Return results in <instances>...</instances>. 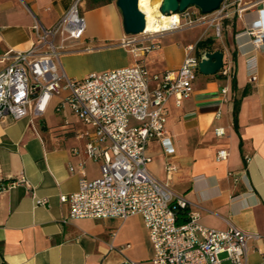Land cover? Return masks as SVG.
Wrapping results in <instances>:
<instances>
[{
	"label": "crops",
	"instance_id": "crops-1",
	"mask_svg": "<svg viewBox=\"0 0 264 264\" xmlns=\"http://www.w3.org/2000/svg\"><path fill=\"white\" fill-rule=\"evenodd\" d=\"M115 1L79 3L84 35L66 42L59 54L60 68L68 77L80 78L139 60L152 75L177 69L187 46L210 37L211 45L204 49L221 50L231 74L197 71L193 90L181 104L169 98L165 133L166 146L173 151L167 153L160 140L150 141L148 171L199 211L201 225L214 229L232 225L260 235L249 241L247 254V264H257L264 255V42L254 47L245 30L256 19L264 26V0H228L234 3L221 20L220 36L207 23L166 30L157 37L159 47L145 55L139 52L140 56L121 43L127 34ZM73 2L0 0V71L16 53L29 49L36 38L35 21L51 27ZM147 42L150 38L144 37L139 45ZM251 61L256 64L253 81L248 77ZM154 85L150 81L151 88ZM59 99L54 96L40 116L0 122V264H120L125 259L152 264L153 245L140 215L64 221L69 205L60 195L77 190L79 165L83 163L90 179L101 171L100 163L84 151L90 128L71 113L78 122L69 114L59 120L54 116ZM221 149L228 153L225 159L217 158ZM166 161L178 167L170 178L164 170ZM16 180L14 187H5ZM33 192L47 196L48 203L37 205Z\"/></svg>",
	"mask_w": 264,
	"mask_h": 264
},
{
	"label": "built area",
	"instance_id": "built-area-1",
	"mask_svg": "<svg viewBox=\"0 0 264 264\" xmlns=\"http://www.w3.org/2000/svg\"><path fill=\"white\" fill-rule=\"evenodd\" d=\"M81 1L74 0L51 27L46 28L35 21L36 38L29 49L16 53L0 71V122L28 114L40 116L51 99L59 96L55 111L68 109L90 128L85 132L84 151L88 158L100 163L101 175L87 178L83 163L79 165L77 190L60 195L61 201L69 205L64 221L83 217L126 219L140 215L153 245L152 264H224L225 261L227 264H247L249 241L260 239V235L232 225L227 229L201 225L199 211L189 208L182 195L148 171L151 157L146 147L150 141L160 140L167 153L173 151L171 146H166L168 100L173 96L179 105L192 92V77L199 71L201 57L196 53V45L187 46L183 62L174 70L149 75L144 64L136 61L113 69L92 71L80 78L68 77L60 68L59 54L67 48V41L78 40L84 35L86 23L79 7ZM233 3L223 0L209 13L189 6L182 12H175L179 19L160 32L182 25L207 23L220 36L221 20L229 15ZM260 23L256 19L245 30L252 36L254 47L264 42V26ZM141 34L147 38L155 33L144 29ZM121 43L138 56L137 48L132 46L134 42L128 36ZM141 47L150 51L159 47V43ZM218 72L230 76L228 63L223 60ZM248 77L251 81L256 79L254 61L248 63ZM150 81L155 82L152 88ZM226 92L223 88L222 93ZM64 123L68 124V121ZM227 155L225 149L217 152L218 159H225ZM68 168L74 171L72 165ZM164 170L170 178L178 167L174 162L166 161ZM18 182L11 181L5 187H14ZM33 195L37 205L48 203L47 196H37L34 192ZM120 264L137 263L125 259ZM257 264H264V255Z\"/></svg>",
	"mask_w": 264,
	"mask_h": 264
},
{
	"label": "water",
	"instance_id": "water-1",
	"mask_svg": "<svg viewBox=\"0 0 264 264\" xmlns=\"http://www.w3.org/2000/svg\"><path fill=\"white\" fill-rule=\"evenodd\" d=\"M223 0H161L159 10L163 14L182 12L189 6H196L202 13L217 9ZM122 16V26L127 35L140 34L145 29V17L138 7V0H116ZM199 72L205 75L216 74L223 65V52L202 49L199 52Z\"/></svg>",
	"mask_w": 264,
	"mask_h": 264
},
{
	"label": "bare ground",
	"instance_id": "bare-ground-1",
	"mask_svg": "<svg viewBox=\"0 0 264 264\" xmlns=\"http://www.w3.org/2000/svg\"><path fill=\"white\" fill-rule=\"evenodd\" d=\"M161 0H138V7L145 17V31L159 33L167 29L179 18L177 15H166L160 12L159 5Z\"/></svg>",
	"mask_w": 264,
	"mask_h": 264
},
{
	"label": "rangeland",
	"instance_id": "rangeland-1",
	"mask_svg": "<svg viewBox=\"0 0 264 264\" xmlns=\"http://www.w3.org/2000/svg\"><path fill=\"white\" fill-rule=\"evenodd\" d=\"M154 2H155V0H154ZM192 9H194L193 7H192ZM185 27H188L187 25H182L179 29H183V28H185ZM160 34H161V32H159V33H155V34H153V35H151V36H149L148 38H150V42H147V43H144V45H149V46H151L152 44H158L159 43V41L157 40V37H159L160 36ZM131 40H133V44L134 45H132V46H134V47H136L137 49H135V53H138V56H140L141 54L139 53V52H142L144 55L145 54H147L148 53V51H146L145 49H142V45L140 46L139 45V43L143 40V38H144V35L143 34H135V35H127ZM159 45H160V43H159ZM130 48V47H129ZM138 62H140L139 60H138ZM62 114H64V115H66L67 114V116H68V114H69V116H70V112L69 111H63L62 113L61 112H54V116L56 117V119L57 120H59V116L60 115H62ZM70 118L73 120V121H75V122H78V120H77V118L76 117H71L70 116Z\"/></svg>",
	"mask_w": 264,
	"mask_h": 264
},
{
	"label": "trees",
	"instance_id": "trees-1",
	"mask_svg": "<svg viewBox=\"0 0 264 264\" xmlns=\"http://www.w3.org/2000/svg\"><path fill=\"white\" fill-rule=\"evenodd\" d=\"M212 42V39L210 37H207L205 39H201L200 41L197 42L196 44V53L199 54L200 50L210 47ZM236 111H237V105L236 108H234V116L236 117ZM184 218H181L180 220H183Z\"/></svg>",
	"mask_w": 264,
	"mask_h": 264
}]
</instances>
